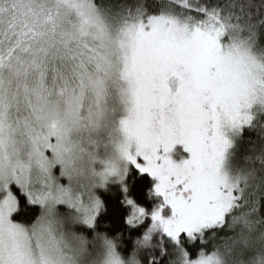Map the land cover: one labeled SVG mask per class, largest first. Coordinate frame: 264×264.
<instances>
[{
  "label": "snow or ice",
  "instance_id": "6c2138e0",
  "mask_svg": "<svg viewBox=\"0 0 264 264\" xmlns=\"http://www.w3.org/2000/svg\"><path fill=\"white\" fill-rule=\"evenodd\" d=\"M0 264H264V0H0Z\"/></svg>",
  "mask_w": 264,
  "mask_h": 264
},
{
  "label": "trees",
  "instance_id": "16d2710c",
  "mask_svg": "<svg viewBox=\"0 0 264 264\" xmlns=\"http://www.w3.org/2000/svg\"><path fill=\"white\" fill-rule=\"evenodd\" d=\"M139 180L140 177H136L135 180H132L130 182V189L132 190V197L137 198L143 205L146 202L145 196L148 192V186L145 183H137ZM105 198L107 199L108 212L105 214V217H103L102 226L107 227L112 232L121 231L124 227L122 217H126L129 210L126 206L121 208L117 204L115 189L106 192Z\"/></svg>",
  "mask_w": 264,
  "mask_h": 264
}]
</instances>
